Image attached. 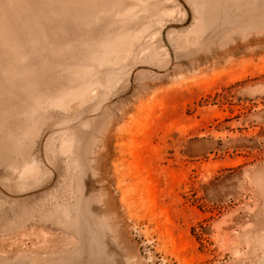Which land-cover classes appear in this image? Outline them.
<instances>
[{
  "label": "rangeland",
  "instance_id": "374dc122",
  "mask_svg": "<svg viewBox=\"0 0 264 264\" xmlns=\"http://www.w3.org/2000/svg\"><path fill=\"white\" fill-rule=\"evenodd\" d=\"M0 264H264V0H0Z\"/></svg>",
  "mask_w": 264,
  "mask_h": 264
}]
</instances>
